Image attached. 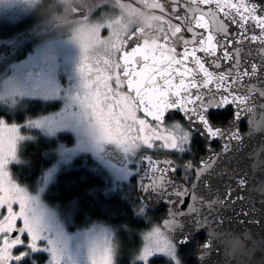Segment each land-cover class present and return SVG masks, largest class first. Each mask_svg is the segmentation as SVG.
Here are the masks:
<instances>
[{
  "label": "water",
  "instance_id": "95a60500",
  "mask_svg": "<svg viewBox=\"0 0 264 264\" xmlns=\"http://www.w3.org/2000/svg\"><path fill=\"white\" fill-rule=\"evenodd\" d=\"M155 1L163 5L162 10L178 20L177 25H169L161 17L150 16L146 25L136 27L124 37L122 43L130 35L138 39L129 41L123 49L120 47L118 65H122L123 53L137 44L163 45V48L155 50L157 59L161 52L171 55L172 48L180 53L183 44L179 37L191 40L190 27L198 34L211 32L221 42L222 34L217 31L221 22L227 25L231 36L236 37L240 32L217 10L215 3L202 4L199 0L195 4L191 0ZM251 3L260 5L264 11L262 2L251 0ZM201 16L200 23L206 24V29L195 27V21ZM176 26L181 28V32L173 36ZM247 27V36L261 35L260 29L252 23ZM164 35L168 36L167 42L163 39ZM237 49L238 57L235 55ZM229 51L234 54L233 60L226 62L220 58V68L206 61V67L216 75L231 71L236 76L239 69L242 79L238 77L233 88L236 94L249 98L243 105L247 111L242 113V118H235L234 105L210 110L209 113L228 109L231 117L224 124H212L214 128L224 130L225 136L208 139L192 131V124L182 112L167 111L163 122L173 114L178 116L185 128L204 143V154L194 162L184 161L183 169L192 174L188 181L175 174V163L168 156L148 152L138 155L133 176L138 202L146 209L162 210L157 224L175 247L182 248L193 238L201 236L193 252L194 264H264V42L245 38L241 43L234 41ZM253 64L257 66L255 74L251 72ZM135 70L141 71L139 66H135ZM245 71L248 76H243ZM118 74L123 80L122 68H117ZM178 81L179 77L174 83ZM122 84L129 95H134L129 92L126 81ZM137 112L155 122L142 109ZM239 125L243 128L240 129ZM233 132L238 133L240 138L229 139ZM211 144H216V148H209ZM149 160L153 163L149 164ZM142 184L151 186V190L144 191ZM180 192L184 195L178 196Z\"/></svg>",
  "mask_w": 264,
  "mask_h": 264
},
{
  "label": "snow or ice",
  "instance_id": "6c2138e0",
  "mask_svg": "<svg viewBox=\"0 0 264 264\" xmlns=\"http://www.w3.org/2000/svg\"><path fill=\"white\" fill-rule=\"evenodd\" d=\"M193 4L197 0H191ZM202 4L215 3L216 8L223 14L226 20L237 26L240 32L236 37L231 36L228 27L224 23H220L218 32L222 34V41L217 40L215 34L209 32L207 35L198 34L193 28H188L192 34L191 40H186L182 36L179 37L183 44V50L176 53L172 48L171 55L160 54L157 59L155 50L163 48L161 44L149 46L145 43L137 44L130 51L124 52L121 59L122 76L116 75L117 87H120L124 81L130 93L134 95H125L124 102L132 110H143L147 116L152 117L156 122V127L147 126L145 120H140L139 132L149 133L143 137H138L137 142L127 143L118 138V134L114 133L113 125L120 127V120L113 119V105L107 103V93H92L93 85L88 83L90 77H86L78 66L79 85L75 89L76 95H69L71 111L62 114L60 120L52 119L50 121H33L30 126L44 127L47 126L51 133L61 128H71L78 135L77 149L68 150L65 159L71 156L74 151L91 152L98 158H105L113 151V146L118 149L124 157L123 164L117 169L124 176L129 174V168L126 166L129 160H132L136 149L141 146L148 148L153 147L155 141H161L160 147L170 148L173 150H184V144L189 140V134L184 133L179 138L172 135H163L157 129L163 123L164 115L169 110H178L182 112L185 119L192 124V131L198 132L201 136L208 139L225 136L226 133L220 128H214L209 119V112L212 109H220L234 105V116L238 120L242 118V113L247 111L243 107L249 98L236 94L233 86L237 82V78H241L239 69L236 76L232 72L220 73L218 75L209 71L206 67V61L215 68H220V58L224 61L233 60V53L229 51L233 42L241 43L242 39H250L251 41L264 42V11L261 6L251 3V0H199ZM163 8V5H159ZM261 13V14H258ZM215 15L214 13H210ZM203 19L201 16L195 21V27L205 28L206 24L200 23ZM252 23L260 29L261 35L247 36L249 31L247 25ZM181 32L179 26L175 27L172 35L175 36ZM239 37V38H238ZM138 39L135 35H130L122 43L121 49L126 47L129 41ZM164 41H168V36L164 35ZM191 45L192 47H189ZM151 52V55L149 54ZM219 52V55H218ZM202 53L203 55H198ZM235 55L239 56V49ZM179 57V58H177ZM151 62V67L149 66ZM237 65L239 59L236 60ZM189 64L192 66L189 67ZM135 66H139L141 71H136ZM183 68V71H181ZM251 72H257L255 64L251 67ZM243 76H248L245 71ZM179 77L178 83H174ZM95 83H98L96 81ZM49 87L47 92L49 95H55L59 92L58 87H52L51 81H48ZM107 87V84H105ZM81 93L83 97L81 98ZM90 93H92L90 95ZM103 95V99L100 96ZM231 97V99H229ZM107 110V114H106ZM15 128V126H13ZM26 137L19 136L18 139L23 140ZM229 139H239V134L233 132L229 135ZM149 164L153 162L148 161ZM135 167V164L132 165ZM139 171V170H137ZM48 177H45V183ZM244 183L243 180L240 181ZM144 191H150L151 186L141 185ZM23 190L17 189L15 192H9L8 196L0 195V206H6L7 212L10 214L4 217L7 228L0 223V234L3 235V248H0V264L5 261L14 260L22 261L29 255V252H20L16 256H11L8 249L18 245H24L21 236L27 234L30 242L26 247L31 252L45 251L54 257L53 264H96L95 254L99 246L98 236L103 235L104 246L101 251L107 256L104 264H111V249L106 247L109 244V234L103 231L89 230L79 236H69L56 214L43 203L39 197L28 196L27 193L21 195ZM178 196L184 195L183 192L177 193ZM12 196H19V213H13L12 204L16 201L11 200ZM182 203V201H181ZM22 219L23 227L19 228L18 235L9 242L8 233L13 230V218ZM36 241L46 242L48 246L38 247ZM86 253V254H85ZM148 255H151L149 253ZM87 256L88 259L80 257ZM59 257V258H56ZM148 258L147 255L141 256L142 260Z\"/></svg>",
  "mask_w": 264,
  "mask_h": 264
},
{
  "label": "rangeland",
  "instance_id": "374dc122",
  "mask_svg": "<svg viewBox=\"0 0 264 264\" xmlns=\"http://www.w3.org/2000/svg\"><path fill=\"white\" fill-rule=\"evenodd\" d=\"M41 1L0 0V19L22 17ZM58 1L65 4L64 9L69 8L70 13L77 12L78 16L81 8L89 7V3L94 0ZM134 2L141 4L139 0H134ZM127 3L123 0H96L91 5L94 14H91L90 9H88L84 11V16L75 17L72 21L75 23L67 35L40 41L23 57L11 62L0 55V106L12 112L21 109L25 102L30 99L59 102L57 109L26 119L20 123L8 122L4 117H0V195L8 196L9 192H15L17 189L23 190L21 195L24 193L32 197H38L40 193L43 195L53 183L55 175L62 169L68 168L74 158H82L83 162H90L91 170L96 174L98 173L103 179L106 193H116L117 190L124 187L129 188L130 180L133 179L136 172L139 152L147 150L154 154H165L171 156L178 165L179 162L177 161L186 152L192 136L184 124L178 120L166 119L157 130L163 135H172L177 138L184 133H188L190 138L184 144V150L162 148L160 147L161 141H155L151 148L141 146L136 149L132 160L127 162L126 166L129 168L127 176L117 170L124 162L123 155L120 157L121 159L114 158V156L101 159L91 152L77 150L65 159L68 150L77 149L78 147V135L71 128H61L50 133L46 124L44 127L30 126V122L33 121L60 120L64 112L71 111L69 95L72 92L73 96L76 95L75 89L79 85L78 66L81 62L80 68L84 75L86 71L92 74L91 79L88 80V83L93 85L92 93H107V103L113 105V119L120 120V127L116 128L113 125V131L118 134L119 139L127 143H133L137 142L138 137L148 135L147 130L144 133L139 132L140 120H145L147 126L156 127L155 122L142 118L137 111H131L125 104L126 91L122 84L117 87L115 77L108 70L114 37L117 34L122 35L131 32L140 22L144 24L145 16L150 15L146 11L140 12L136 7ZM97 8L99 11H94ZM139 17L142 19L140 20ZM102 29H105L104 32ZM104 33H106V36L102 38ZM90 65H95V68H91ZM92 69L97 70L95 74L92 73ZM48 81H51L52 87H58L59 92L57 94H48ZM96 81L98 83H95ZM105 84H107V87H105ZM82 97L83 93H81ZM103 98V95H101L100 99ZM60 134L71 135L73 141L70 143L59 141L58 136ZM19 136L26 138L20 140L18 139ZM37 136L45 140L56 139V142L48 152L51 158L50 164L43 169L32 187H26L12 178L9 168L11 165L19 163V150L24 143L34 141ZM133 163L135 167L132 166ZM46 176L48 180L45 183ZM19 198V196L11 197V200L16 201L13 204L18 206L13 213L18 214L20 211ZM135 211L140 217L147 219L148 212L144 206L141 204L136 205ZM15 219L17 218L14 217L13 220ZM89 230L103 231L109 234V244L106 247L111 249V264H114L115 244L112 228L97 221L90 222L85 226L84 232ZM98 241L99 246L95 254L96 264H104L107 256L101 251V248L105 247L103 235L98 236ZM149 253L151 255H148ZM145 255L148 256L146 261L141 259V256ZM151 257H161L169 260L172 264L178 263L176 247L157 223L151 224L141 232L139 245L132 256L131 262L133 264H146Z\"/></svg>",
  "mask_w": 264,
  "mask_h": 264
},
{
  "label": "trees",
  "instance_id": "16d2710c",
  "mask_svg": "<svg viewBox=\"0 0 264 264\" xmlns=\"http://www.w3.org/2000/svg\"><path fill=\"white\" fill-rule=\"evenodd\" d=\"M95 1L89 3L90 8H81L78 16L77 12L70 13L69 8L64 9L65 4L58 0H42L22 17L0 19V55L11 62L23 57L40 41L67 35L75 23L72 22L75 17L84 16V11L88 9L91 14H94L91 5ZM255 1L264 4V0ZM94 11L99 10L97 8ZM57 107H59L58 101L30 99L21 109L12 112L0 106V117H4L8 122L20 123L55 110ZM230 117L231 113L228 109L209 113V119L213 125L224 124ZM167 120H178L184 124L175 114ZM239 128L242 129L243 126L239 125ZM191 135L186 152L179 158L181 162L183 160L194 162L204 154V143L196 134L191 133ZM58 139L64 143L73 141L69 134H60ZM55 142L56 139L45 140L37 136L34 141L24 143L19 150V163L9 168L12 178L19 184L32 187L43 169L50 164L51 158L48 152ZM210 147L214 149L216 144H211ZM179 165L180 163L176 167L175 174L185 179L186 175ZM131 184L132 180H130L128 189L124 187L116 193L104 194L105 183L101 176L84 166L82 158H77L68 168L62 169L55 175L53 183L46 191V196L49 201H55L61 205H74L76 216L80 221L86 217L89 220L113 226L116 229L115 264H133L131 259L139 245L141 232L151 224L157 223L162 210L146 209L147 219L140 217L135 211L136 205L140 203ZM200 241L201 236L193 238L188 245L182 248L176 247L177 264H194L193 252ZM146 264L172 263L161 257H151Z\"/></svg>",
  "mask_w": 264,
  "mask_h": 264
},
{
  "label": "flooded vegetation",
  "instance_id": "af4514ba",
  "mask_svg": "<svg viewBox=\"0 0 264 264\" xmlns=\"http://www.w3.org/2000/svg\"><path fill=\"white\" fill-rule=\"evenodd\" d=\"M74 1H76V0H74ZM139 1L141 4H136V2H134V0H123V2H125V3L128 2L131 6L136 7L140 12L146 11L150 14V15L145 16V23L144 24H142L140 22L139 25L135 26L133 29H135L136 27H138L140 25L141 26L146 25L150 16L161 17L164 20H166L169 25H175V24L177 25L178 20H175L169 13L162 10V8L159 7V5H161L160 2H156L155 0H139ZM116 7L119 8L118 5H116ZM136 14H137V11H136ZM135 17H136V15H135ZM139 19L141 20L142 18L139 17ZM102 30L104 32L105 29H102ZM129 32L122 34V35L117 34L116 37H114L115 40H113V45L111 47V48H113V50H112L111 55L109 57L110 58V67L108 68V70L113 75V77H116V75H117V67L116 66L118 65V53H119V49L121 47V43H122L124 37ZM105 36H106V33H104L102 35V38ZM90 66H91V68H95V65H90ZM92 70H93L92 73H94V74L97 71L96 69H92ZM91 75L92 74H90V72H87V71L85 72V76L91 77ZM123 88H124V86H123ZM125 95H129V94L126 92ZM107 101H108V99H107ZM142 118H143V116H142ZM144 119H145V117H144ZM209 148H211V147L209 146ZM211 149H213V148H211ZM143 152H148V151L147 150L142 151V152H139V154L143 153ZM148 153H150L151 155H162V154H154L150 151ZM138 155H137V157H138ZM163 155H165V154H163ZM108 156H114V158L121 159L120 157H122V154L119 152L118 149H115L113 146V151L110 152ZM169 158L175 163V165L177 167V163L174 161V159L171 156ZM184 161H186V160H183L181 162L178 159V162L181 163L182 169H183ZM83 165L86 166L87 168L91 169L89 166V162H83ZM183 172L186 175L185 180L188 181L192 174L189 171H186L184 169H183ZM131 186H132V189L134 191L133 179H132ZM104 192H105V189H104ZM134 193H135V191H134ZM104 194H107V193L105 192ZM38 197H39L41 203H43L47 208L51 209L56 214V217L61 222V224L64 227L65 232L69 236H74V237L79 236L80 234L85 233L84 228L86 225L90 224V222H97L96 220H89L86 217H83V219L81 218L82 219L81 221L78 220V217L76 216L74 205H73L74 207L73 206L71 207L70 206L71 204L61 205L55 201H51V200L49 201L47 199L48 197L46 196V192L43 195L40 193V195ZM17 207L18 206L16 204H12L13 211L15 209H17ZM8 215H10V214L7 212L6 206H0V223H2L3 227H5V228H7L8 225H7V223H3L4 217H6ZM22 227H23L22 219L13 220V230H10L8 233L9 242L11 241V239L15 238L19 234L18 231H16V230H18L19 228H22ZM110 227L113 230V240H114V244H115L116 229L113 226H110ZM3 238H4L3 235L0 234V248H3V243H2ZM21 239L24 241V245H18L16 247L9 248L8 252L5 253V255H8L10 253V255L14 257V256L18 255L20 252H24V251L29 252V255L27 257H25L20 262H16L14 260H11V261H5V264H53L54 257L52 256L51 253L45 252V251L31 252L26 247V245L30 242V238L27 234L22 235ZM35 243L37 244L38 247H41V248L48 246L46 244V242L42 243L40 241H36ZM115 255H116V245H115V250H114V261H115ZM56 258H59V257H56ZM80 258L81 259H88L87 256H83ZM88 264H90V261L88 262ZM114 264H115V262H114Z\"/></svg>",
  "mask_w": 264,
  "mask_h": 264
}]
</instances>
